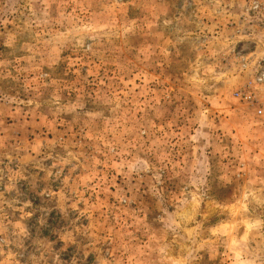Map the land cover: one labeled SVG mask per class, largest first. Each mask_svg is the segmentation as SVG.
I'll return each instance as SVG.
<instances>
[{"label": "rangeland", "instance_id": "374dc122", "mask_svg": "<svg viewBox=\"0 0 264 264\" xmlns=\"http://www.w3.org/2000/svg\"><path fill=\"white\" fill-rule=\"evenodd\" d=\"M262 72L264 0H0V264H264Z\"/></svg>", "mask_w": 264, "mask_h": 264}, {"label": "built area", "instance_id": "2783aa9c", "mask_svg": "<svg viewBox=\"0 0 264 264\" xmlns=\"http://www.w3.org/2000/svg\"><path fill=\"white\" fill-rule=\"evenodd\" d=\"M255 84L259 85V84H264V72H262L260 74V76L257 78V80H255L254 82ZM236 96L238 99H240L241 101L253 106L257 108V113L259 115L263 114V111L260 108V104L258 102V100L256 99L255 95H254V91L252 90V83H248L246 88L244 89H240L237 93Z\"/></svg>", "mask_w": 264, "mask_h": 264}]
</instances>
